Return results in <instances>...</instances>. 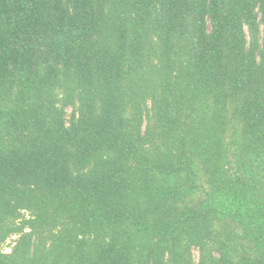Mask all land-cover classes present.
I'll list each match as a JSON object with an SVG mask.
<instances>
[{
    "label": "trees",
    "instance_id": "obj_1",
    "mask_svg": "<svg viewBox=\"0 0 264 264\" xmlns=\"http://www.w3.org/2000/svg\"><path fill=\"white\" fill-rule=\"evenodd\" d=\"M0 264H264V0H0Z\"/></svg>",
    "mask_w": 264,
    "mask_h": 264
},
{
    "label": "rangeland",
    "instance_id": "obj_2",
    "mask_svg": "<svg viewBox=\"0 0 264 264\" xmlns=\"http://www.w3.org/2000/svg\"><path fill=\"white\" fill-rule=\"evenodd\" d=\"M70 111H71V110L69 109V112H70ZM14 238H15V236L13 237V239H14ZM8 243H11V240H9ZM8 243H7V245H8ZM4 248H5L6 251H10V247H9V246H8V247L5 246ZM195 254H196V258H197V257H198V251H195Z\"/></svg>",
    "mask_w": 264,
    "mask_h": 264
}]
</instances>
